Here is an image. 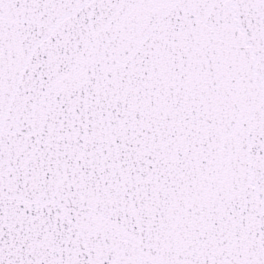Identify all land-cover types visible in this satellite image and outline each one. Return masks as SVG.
Listing matches in <instances>:
<instances>
[{
  "label": "snow or ice",
  "instance_id": "6c2138e0",
  "mask_svg": "<svg viewBox=\"0 0 264 264\" xmlns=\"http://www.w3.org/2000/svg\"><path fill=\"white\" fill-rule=\"evenodd\" d=\"M0 264H264V0H0Z\"/></svg>",
  "mask_w": 264,
  "mask_h": 264
}]
</instances>
